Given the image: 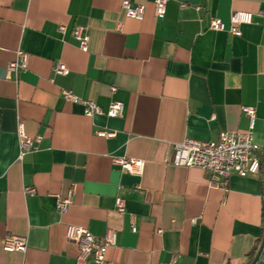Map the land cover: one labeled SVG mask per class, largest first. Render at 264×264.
I'll list each match as a JSON object with an SVG mask.
<instances>
[{
  "label": "crops",
  "instance_id": "crops-1",
  "mask_svg": "<svg viewBox=\"0 0 264 264\" xmlns=\"http://www.w3.org/2000/svg\"><path fill=\"white\" fill-rule=\"evenodd\" d=\"M121 1L0 0V237H27L25 254L0 247V264H75L67 225L95 238L114 231L107 264H160L173 255L178 264H248L264 237V173L215 187L171 158L184 139L247 131L245 107L255 109L264 157V0H168L159 17L150 0H127L144 7L140 21L125 16ZM234 12L252 15L238 37L228 32ZM212 19L226 30H211ZM76 29L89 38L87 53ZM17 51L28 55L26 70L7 76ZM56 63L68 74L55 75ZM61 90L103 115L85 116ZM111 103L122 106L120 117L105 115ZM18 121L40 139L21 160ZM121 158L143 161L142 175L122 172L113 163ZM71 191L61 215L57 198ZM115 197L125 201L122 214ZM255 264H264V245Z\"/></svg>",
  "mask_w": 264,
  "mask_h": 264
},
{
  "label": "built area",
  "instance_id": "built-area-1",
  "mask_svg": "<svg viewBox=\"0 0 264 264\" xmlns=\"http://www.w3.org/2000/svg\"><path fill=\"white\" fill-rule=\"evenodd\" d=\"M154 5V13L156 17L165 13V7L168 0H150ZM184 7V5H181ZM121 9L125 16L134 20H142L144 15V7L142 5H132L127 0L121 1ZM195 10L199 11L200 7L196 6ZM252 15L246 12H234L230 15V27L228 32L233 36H240L241 25L250 24ZM209 28L213 31H225V24L218 19L210 20ZM59 31L63 32L64 27L60 26ZM73 36L77 41L78 48L81 52L87 53L89 38L83 34L80 29L73 32ZM28 55L22 51L16 52V59L11 61L7 68V76L11 73L17 74L25 71L27 67ZM55 75H67L69 70L62 63H56L52 69ZM61 97L74 104L83 106V114L87 117L95 115H103V112L92 101L79 99L69 90H61ZM245 116L249 119V127L245 132L238 133H220L216 141H197L193 139H184L182 142L173 145L171 162L174 166L185 168H196L206 173L209 185L215 187H225L228 179L237 175L239 177H247L258 175L260 173L259 146L256 144L253 135L255 109L245 107L243 109ZM122 114V106L119 103H111L106 116L115 118ZM17 139L19 145L18 160L29 151L34 149V145L39 142V138L29 137L24 128L22 121L17 123ZM99 137L112 138L115 133L105 130L97 132ZM113 163L118 165L122 172L134 176H141L144 169V162L136 159L121 158L113 159ZM25 195H33L35 189L25 187L23 190ZM72 202V191L66 198H57L56 209L61 214L67 213L69 205ZM114 209L122 214L125 211V201L121 197H115ZM132 232H136V228H131ZM65 239L67 242L73 243L78 249L75 264H107L105 253L107 249L115 246L116 233L109 230L101 238H95L87 229L76 225H67L65 229ZM0 247L8 253L25 254L27 251V237L23 235H15L11 233L0 237ZM160 264H178V256L173 255L166 263Z\"/></svg>",
  "mask_w": 264,
  "mask_h": 264
},
{
  "label": "trees",
  "instance_id": "trees-1",
  "mask_svg": "<svg viewBox=\"0 0 264 264\" xmlns=\"http://www.w3.org/2000/svg\"><path fill=\"white\" fill-rule=\"evenodd\" d=\"M260 173L263 176V173H264V157H261V159H260ZM256 250H257V248H255L254 251L250 254V256L248 258V264H250L253 261Z\"/></svg>",
  "mask_w": 264,
  "mask_h": 264
},
{
  "label": "water",
  "instance_id": "water-1",
  "mask_svg": "<svg viewBox=\"0 0 264 264\" xmlns=\"http://www.w3.org/2000/svg\"><path fill=\"white\" fill-rule=\"evenodd\" d=\"M263 245H264V237H263V241H262V243H261V245H260V247H259V249H258V251H257V253H256V255H255L254 259H253V261L250 264H255L256 263V261L258 260V258L260 256V253L262 251Z\"/></svg>",
  "mask_w": 264,
  "mask_h": 264
}]
</instances>
